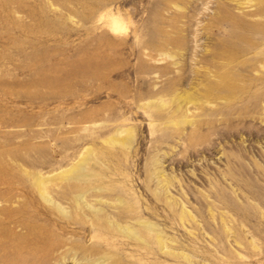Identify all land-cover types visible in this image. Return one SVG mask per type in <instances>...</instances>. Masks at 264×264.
<instances>
[{"label":"rangeland","instance_id":"1","mask_svg":"<svg viewBox=\"0 0 264 264\" xmlns=\"http://www.w3.org/2000/svg\"><path fill=\"white\" fill-rule=\"evenodd\" d=\"M119 128L128 145L105 140ZM87 146L97 174L67 179ZM86 188L121 223H156L167 252L111 227L93 237L94 211L73 198ZM0 228V259L25 245L6 264L94 250L118 264H264V0H0Z\"/></svg>","mask_w":264,"mask_h":264},{"label":"bare ground","instance_id":"2","mask_svg":"<svg viewBox=\"0 0 264 264\" xmlns=\"http://www.w3.org/2000/svg\"><path fill=\"white\" fill-rule=\"evenodd\" d=\"M227 16V15H226ZM108 17H109V21H110V24L111 26L113 27L112 29H117L119 27L120 24H122V22L120 21V17L118 15H114V14H108ZM107 17V18H108ZM232 17V16H231ZM243 19V18H242ZM240 19L239 17H234V22L236 23H239L240 24V21L242 20ZM237 25V24H236ZM233 26H234V23H233ZM245 26V25H244ZM235 27V26H234ZM241 27H242V24H241ZM241 38H243L241 36ZM233 56V55H232ZM231 73V72H230ZM221 74L220 75V80L221 81H227L228 78H227V75L226 73H219ZM220 81V82H221ZM234 81V80H233ZM230 82V81H229ZM218 83V81L216 82ZM221 84H224V83H221ZM226 84V83H225ZM228 84V83H227ZM215 84L213 83V86ZM221 86V85H220ZM219 87V86H218ZM231 87V86H230ZM217 88V87H216ZM217 91V90H216ZM189 93V92H188ZM207 93V92H206ZM187 94V93H186ZM185 95V94H184ZM181 96V95H180ZM188 96V95H187ZM190 96V95H189ZM196 96V95H194ZM192 96V97H194ZM175 97V96H174ZM179 97V96H178ZM185 97V96H184ZM200 98V97H198ZM186 99V98H185ZM190 99V98H189ZM193 99V98H192ZM191 99V100H192ZM195 99V98H194ZM180 100V98L178 99ZM187 102V100H185ZM197 101V100H196ZM155 103V102H154ZM158 103V101H157ZM163 103V102H162ZM161 103V104H162ZM177 103V102H176ZM148 105H152L153 104V101L152 102H148L147 103ZM160 104V105H161ZM178 104V103H177ZM154 105V104H153ZM159 105V104H158ZM179 105V104H178ZM182 105H180L181 107ZM179 106H177L178 109H180ZM176 111V110H175ZM183 111H186L185 109ZM177 113V111H176ZM181 113V112H180ZM185 113V112H184ZM186 114V113H185ZM185 114H183V116L180 118V120L178 118H175V119H178L179 122H184L185 121ZM178 115V114H177ZM177 120V121H178ZM187 120V119H186ZM175 122V120H173ZM178 123V122H177ZM176 124V122H175ZM182 124V123H181ZM132 130L130 128L128 129H124V130H121L120 128L119 129H116L112 132V134H110V136L108 138H105V140L107 142H110V143H121L122 144H127L131 142V139H132ZM105 142V141H103ZM109 143V144H110ZM83 150V149H82ZM81 150V151H82ZM92 153H95L92 152V149L87 146L84 148V150L82 152H80V154H78V158L75 159L76 161H74L73 163H71V165L65 169V170H62L60 173H63V174H66V178L69 179V180H90L93 176H95L97 173L93 171V169L89 168L88 167V164H89V158L92 157ZM102 154V153H101ZM99 156V155H98ZM97 156V157H98ZM97 162L98 159H93ZM90 166V165H89ZM158 171H160L159 169L157 170V166L156 168H154L153 170V173L156 175H158ZM56 175V174H55ZM49 176V175H48ZM161 176V174H160ZM167 176V175H166ZM159 177V175H158ZM162 178V176H161ZM50 179V177L48 178L47 176H40L39 174H36L34 176V182L35 185L38 187V193H40V195L46 199L47 201L51 202L54 204V206L58 209V211H60L61 213H65L64 211V208L60 206V204L54 202V200L51 199V197H49L45 190V185L47 184L46 182ZM164 182L166 181V178H163ZM49 182V181H48ZM68 182V181H67ZM75 182V181H74ZM80 182V181H78ZM84 182V181H83ZM85 183V182H84ZM162 183V182H161ZM81 184V183H79ZM161 185V184H160ZM163 186L161 187H165V190H166V186H164L165 184L162 183ZM47 186V185H46ZM112 188H113V185H111ZM106 189L109 188L108 186H104ZM168 187V186H167ZM80 188V187H79ZM90 188V187H89ZM94 189H100L99 187H93ZM111 188V189H112ZM47 189V188H46ZM49 189V187H48ZM73 189V188H72ZM87 189H82L81 191L77 192L74 194V200H75V203L79 206V204L82 202L84 205L83 206H86L88 207L89 209H91L94 213L93 217H91V221H90V227H91V231L94 233L93 234V237H100L103 233H105L107 231V229L109 227L113 228L112 230L114 231H117V232H120L122 233L123 235H125L126 237L133 239L137 242H141L145 245H148L150 244L151 241H148V238L147 237H150L154 240V242L157 244L158 248L160 251H164V252H167V248H168V240L166 238V236L164 235V233L162 232V230L158 227V225L154 222H151L145 218H141L142 215H140L138 213V215L136 214V216H139V217H135V219L129 221V222H125V223H121L120 222V218L118 220L116 214H112V213H109V211L107 210L106 212H104L100 207H95L94 204L88 202L87 198L85 197L86 195V192H87ZM110 189V190H111ZM104 190V189H103ZM109 190V191H110ZM114 190V189H113ZM164 190V191H165ZM101 191V190H100ZM107 191V190H105ZM49 192V191H48ZM75 192V191H74ZM170 192V191H169ZM92 193V192H91ZM108 193V192H107ZM111 193V192H110ZM103 194H106L103 193ZM109 194V193H108ZM111 194H114V193H111ZM110 194V195H111ZM107 195V194H106ZM105 195V197H107ZM117 195V194H116ZM168 195V194H167ZM170 195V194H169ZM112 196V195H111ZM114 198H115V195H113ZM165 196V195H164ZM108 197H110L108 195ZM119 196H117L116 198H118ZM169 197H173V196H169ZM102 199L104 198H96L95 201L97 202H100V201H103ZM112 199V198H110ZM114 200V199H113ZM174 200V199H173ZM117 202H120L122 200H120V197H119V201L118 199L116 200ZM125 201V200H124ZM123 201V202H124ZM179 201V200H177ZM105 203V202H104ZM115 203V202H114ZM177 203V202H176ZM75 204V205H76ZM174 204V203H173ZM171 203V205H173ZM104 204H102L103 206ZM109 204H107L108 206ZM73 206V205H72ZM177 206L179 207V204H177ZM81 206H79V209H80ZM85 207V208H86ZM104 207V206H103ZM109 207V206H108ZM117 207V206H116ZM177 207V208H178ZM115 208V207H114ZM107 209V208H105ZM112 210V209H111ZM102 211L101 213H98ZM117 211V210H116ZM177 211V210H176ZM86 212H87V209H86ZM90 212V210H89ZM88 212V213H89ZM96 212V213H95ZM128 211H125V214L127 213ZM92 213V214H93ZM116 213V212H114ZM133 213V212H132ZM132 213H128V215L132 214ZM136 213V212H134ZM180 214L181 215H185L186 214V208L184 209L183 206H181V210H180ZM119 215V214H117ZM127 215V214H126ZM129 215V217H130ZM135 216V214L133 215L132 214V217ZM180 216V215H179ZM187 216V215H186ZM88 218V217H86ZM134 224H137V225H134ZM110 228V229H111ZM228 230V229H227ZM30 231V230H29ZM90 231V232H91ZM3 231H1V228H0V235L2 234ZM4 234V233H3ZM2 234V235H3ZM10 235V234H9ZM21 235V234H20ZM1 237V236H0ZM2 238V237H1ZM22 240H27L29 242H31V238L30 240L24 236V238ZM152 240V241H153ZM9 241V240H8ZM104 241H106L107 244H110V241L107 242V239H105ZM12 243V242H11ZM26 243V242H25ZM4 245V243H2ZM7 244V243H5ZM29 244V243H27ZM1 245V243H0ZM28 246V245H27ZM10 247V246H9ZM25 245L23 244H19L17 246H12V248L10 249L9 251V254H7V257H5V259H0V262L2 264H6L7 261L10 260L11 257L17 255L19 253V251H21L22 249H24ZM32 247V246H31ZM8 249V248H7ZM8 249V250H9ZM34 249V248H33ZM72 250V249H71ZM4 251V249H3ZM170 251V250H169ZM78 252V251H77ZM79 253V252H78ZM172 253V252H171ZM21 254V253H20ZM166 254V253H165ZM78 255V254H77ZM181 255H185V254H181ZM116 256V255H115ZM64 255H63V259H64ZM187 259V258H186ZM28 260V259H27ZM29 261H32L31 259L28 260ZM64 261V260H63ZM62 260H60V262L56 263V264H62L63 262ZM12 262V261H11ZM17 262V261H16ZM24 264V262H23ZM26 264V263H25ZM72 264H118L117 261L115 259L112 258V254L110 252H102L100 253L99 250H94V251H88V252H85L83 251V254L80 256V258H75L74 257V260L72 261Z\"/></svg>","mask_w":264,"mask_h":264}]
</instances>
